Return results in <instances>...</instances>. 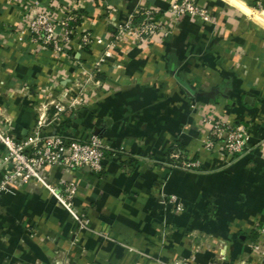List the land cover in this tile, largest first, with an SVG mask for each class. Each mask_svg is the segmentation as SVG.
Wrapping results in <instances>:
<instances>
[{"label":"crops","instance_id":"crops-1","mask_svg":"<svg viewBox=\"0 0 264 264\" xmlns=\"http://www.w3.org/2000/svg\"><path fill=\"white\" fill-rule=\"evenodd\" d=\"M39 1L77 5L75 37L59 55L20 42V3L0 0V120L24 139L43 116L48 132L96 135L109 149L100 172L45 169L55 185L75 183L86 227L32 183L0 193V264H264L252 250L264 222V0H194L209 22L186 16L169 38L140 42L118 41L119 26L173 0ZM85 31L92 43L82 46ZM111 42L112 58L87 81ZM77 77L85 103L45 111L46 89ZM211 118L248 125L249 151L207 149Z\"/></svg>","mask_w":264,"mask_h":264},{"label":"built area","instance_id":"built-area-1","mask_svg":"<svg viewBox=\"0 0 264 264\" xmlns=\"http://www.w3.org/2000/svg\"><path fill=\"white\" fill-rule=\"evenodd\" d=\"M20 3V20L16 38L23 42L29 38L40 49L49 48L56 55L63 54L68 45L73 41L80 9L74 3L58 6L57 3L42 4L39 0H18ZM256 10H262L261 4ZM108 16L113 19L117 13L114 5L107 7ZM202 22L212 19L211 12L194 0H173L167 8L157 7L138 8L132 17L119 26L118 41L131 38L136 42L153 41L156 37L169 38L177 23L183 17ZM139 19L136 21V19ZM80 44L87 46L92 43L89 32L79 35ZM117 43L111 42L104 52L88 69L89 79H92L100 65L112 58V49ZM86 81V82H87ZM86 83L78 77L73 79L66 89L59 93L55 87H48L45 91L44 110L53 107L56 116H60L67 110H71L86 101ZM210 126L205 147L209 150L219 148L229 156L237 157L249 151L250 139L249 126L244 123L232 125L224 118L209 119ZM46 120L40 116L36 128L32 134L24 139H17L4 127L0 120V193L11 184H29L44 188L80 223L88 224V219L74 204L76 185L74 182H64L55 185L50 182L45 169L52 166H63L68 169L87 167L90 170L100 172L106 159L107 144L98 136L92 135L86 140L48 132ZM47 130V131H46ZM264 152V139L261 142ZM185 168H195L197 164L191 162L185 164ZM175 203L174 197L166 200V203ZM182 210L180 205L176 206ZM252 250L260 258H264V222L258 227V238L252 245ZM170 264H186L174 261ZM207 264H219L211 261Z\"/></svg>","mask_w":264,"mask_h":264},{"label":"trees","instance_id":"trees-1","mask_svg":"<svg viewBox=\"0 0 264 264\" xmlns=\"http://www.w3.org/2000/svg\"><path fill=\"white\" fill-rule=\"evenodd\" d=\"M139 19L137 18L136 21H138Z\"/></svg>","mask_w":264,"mask_h":264}]
</instances>
